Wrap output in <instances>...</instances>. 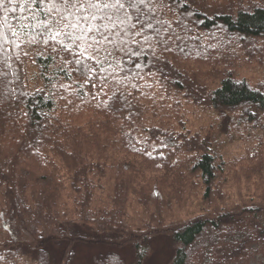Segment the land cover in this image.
Instances as JSON below:
<instances>
[{"label": "trees", "instance_id": "1", "mask_svg": "<svg viewBox=\"0 0 264 264\" xmlns=\"http://www.w3.org/2000/svg\"><path fill=\"white\" fill-rule=\"evenodd\" d=\"M105 2L0 0V264H72L80 246L128 248L129 264L247 263L264 249V154L228 158L212 131L162 126L154 102L157 79L229 140L264 130V90L237 72L264 45V0ZM240 177L247 199L223 206ZM194 191L210 209L164 217ZM129 200L156 209L135 224Z\"/></svg>", "mask_w": 264, "mask_h": 264}, {"label": "rangeland", "instance_id": "2", "mask_svg": "<svg viewBox=\"0 0 264 264\" xmlns=\"http://www.w3.org/2000/svg\"><path fill=\"white\" fill-rule=\"evenodd\" d=\"M212 38L213 40H217L215 37ZM240 58L241 62L238 65L240 66V69L237 72L240 73L242 78L247 79L251 84L259 86L264 90V45L259 48L257 54L250 53L246 48L245 51L240 52ZM187 62L188 69L190 70L189 66L192 65H190L189 60ZM198 67L206 71L208 68L205 65ZM217 80L218 78L215 77L214 81H208V85H214ZM156 82L158 83V86L155 87L156 100L154 103L155 105H158V109H161V111L157 110L156 119L163 124L162 126H174L177 130H181L183 127L185 130L192 132H197L202 129L212 131L218 140L225 142L222 146V150L224 153L226 152L227 157L231 159L241 156L245 150L247 151L249 149H255L264 154V130H241V127H237L233 130L236 131L234 135H242L245 139L238 141H235L234 139L229 140L219 127L221 123L219 117H216V114L209 108L198 105V103L188 102L186 99L181 98V95L177 96L173 92L166 90L157 79ZM240 131L244 132L240 133ZM247 185H253V183H250V181H247L244 177H240L239 179L235 178L233 182L231 181V195L229 200L223 206L231 207L240 204L242 197L247 199L248 196L245 195V192L243 191V187L247 188ZM202 199L203 196L200 191L191 192L186 196L183 202H180V204H178V201H173L171 210L168 212L165 211L164 217L168 220H183L192 217L193 215L203 213L210 209L212 205L205 204ZM213 205H216V202H213ZM123 208L125 209L126 214L129 215L127 220L136 224L142 219H148V216L153 212L152 210L156 209V205L150 203L149 207L144 209L141 205L137 204L135 200H129L123 205ZM114 250H116L122 258L125 260L127 259L128 264L132 262V252L128 248L117 250L107 247L99 248L80 246L76 251V257L72 264H95L93 260L94 257L100 254L112 253ZM149 256H153V261L156 259V261L162 259V262H166L167 256H165L164 244H153ZM241 264H264V249H262L261 246H254L249 261Z\"/></svg>", "mask_w": 264, "mask_h": 264}, {"label": "snow or ice", "instance_id": "3", "mask_svg": "<svg viewBox=\"0 0 264 264\" xmlns=\"http://www.w3.org/2000/svg\"><path fill=\"white\" fill-rule=\"evenodd\" d=\"M64 2L67 4L69 2V0H64ZM72 6H77V5H82V4H87L89 8H96L97 11L101 10V5L99 4H92L91 0H71ZM129 3L131 6H135L134 3H132V0H129ZM119 7V9H123L124 8V4L121 3V0H115V3L110 4V3H103V7L104 8H108V7ZM87 17H85L86 19ZM93 19H95V15L92 16ZM57 35H59V33H57Z\"/></svg>", "mask_w": 264, "mask_h": 264}]
</instances>
